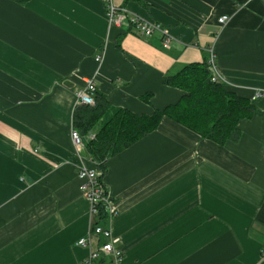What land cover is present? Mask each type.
<instances>
[{
	"label": "crops",
	"instance_id": "obj_1",
	"mask_svg": "<svg viewBox=\"0 0 264 264\" xmlns=\"http://www.w3.org/2000/svg\"><path fill=\"white\" fill-rule=\"evenodd\" d=\"M114 1L163 26L170 47L110 25L102 0H0V264H86L78 168L96 165L86 144L97 130L80 131V147L71 137L84 79L113 107L151 114L183 94L166 77L210 50L217 82L254 114L223 145L163 117L110 156L106 225L121 264H264V0Z\"/></svg>",
	"mask_w": 264,
	"mask_h": 264
},
{
	"label": "trees",
	"instance_id": "obj_2",
	"mask_svg": "<svg viewBox=\"0 0 264 264\" xmlns=\"http://www.w3.org/2000/svg\"><path fill=\"white\" fill-rule=\"evenodd\" d=\"M24 3L27 0H15ZM165 83L183 91L180 99L151 114H137L109 104L103 94L95 93L93 106L77 105L73 124L79 131L96 129V135L86 147L92 160L104 175L106 160L136 142L169 117L202 138L220 145L240 136L238 122L254 114L251 100L239 96L220 82L211 80L208 59L189 63L168 75ZM104 216L100 212L98 221ZM98 260L95 264H102Z\"/></svg>",
	"mask_w": 264,
	"mask_h": 264
},
{
	"label": "built area",
	"instance_id": "obj_3",
	"mask_svg": "<svg viewBox=\"0 0 264 264\" xmlns=\"http://www.w3.org/2000/svg\"><path fill=\"white\" fill-rule=\"evenodd\" d=\"M102 1L106 6V13L110 25L122 26L123 23H126L128 30L143 36H152L155 33H159L162 36V46L164 48L170 47L173 38L163 26L153 21L140 18L135 14H128L130 11L127 8L118 6L114 0ZM227 20V15H222L218 19L221 24H224ZM96 60L101 62L102 56H97ZM208 64L211 72V80L217 82V65L213 50H210ZM95 93L96 86L93 79H84V85L76 90L77 105L93 106L95 104ZM260 94L261 92L258 90L253 97L259 96ZM71 137L76 147L83 146L84 138L78 129L73 130ZM94 137L95 133L89 135L88 139L91 140ZM78 176L83 180L81 184L83 193L90 201L92 222L88 233L80 237L76 241V244L90 249L86 264H95L101 256H108L110 258V264H121L122 252L116 245L119 239L114 236L111 228L106 225V221L113 217L114 210L110 194L102 181V171L97 167V164L93 167L80 166L78 168ZM100 212L103 214L104 219L98 221ZM95 243L98 244L96 247H94ZM262 254L264 255V245L262 247Z\"/></svg>",
	"mask_w": 264,
	"mask_h": 264
}]
</instances>
